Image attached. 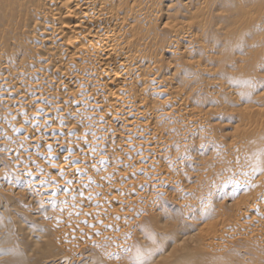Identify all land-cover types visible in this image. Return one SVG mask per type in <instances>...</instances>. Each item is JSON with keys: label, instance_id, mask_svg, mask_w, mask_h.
<instances>
[{"label": "rangeland", "instance_id": "374dc122", "mask_svg": "<svg viewBox=\"0 0 264 264\" xmlns=\"http://www.w3.org/2000/svg\"><path fill=\"white\" fill-rule=\"evenodd\" d=\"M6 1L11 2V4L8 5L7 7L5 6L6 11L3 8L1 10V8H0V16H1L0 20L2 21V23L7 22L8 17H9L8 19H12V20L11 21L9 20V23H8L10 25L9 27H8V24H6V27H4L5 23L2 24L0 22L1 27L3 26L6 29L5 30L2 27V32L5 30V31H7V33L9 32V34H10L8 36V38H5V36L7 37L8 34L5 31L3 33L0 32V34H2V35H0V36H2V38L0 37V43L3 41L2 43H4V44H7V40L12 41L13 39L10 38L12 36H14V38L16 36V39H17V37H21L20 39L23 40V38H26L28 35H31V34H29V30L31 28L27 27V26L30 24V23H28L29 18H30V20L35 18V15H32L33 11H29V12L25 11L23 13L21 12V11L26 10V7H27V4L25 6L24 5L21 6V4L23 3V2H21V0H19L20 1L19 3L16 0H14V2H13V0L12 1L6 0ZM121 1L125 2V3H121ZM131 1L130 0H129V2H128V0H108L107 1V6H109V7H111V5H114V4H115L114 6L118 5L121 7L120 8L121 13L119 12L121 15L120 14H117V16L114 15L115 17L111 15L109 17L110 18L109 25H110V27L112 25H113V27H118L116 25H119V27H121L123 24L122 21L126 20V17H127V20H131L130 15H131L132 11L135 10L136 9L135 7H137L140 4L145 5L147 2L151 1V3L153 5H155L154 8H152V9L150 8L149 10H147V8H146V11H144L145 15L144 14L140 15V17H142V16L143 17H149V19L147 18L148 20L145 21V23L148 22L147 23L148 25L145 24L144 26H142V27H144V30H143V28H140L138 26L139 30L138 29L137 30L140 31V29H141L142 30L141 32L145 31L143 33L145 35L147 34V36L150 34V33H148L149 30H150L149 32H151L152 35L155 33L153 35V38L155 39L154 40L155 45H156V43H159L158 40H160V42L161 41L165 42V40H163V39H166V43H167L166 46L167 47H165L163 45L165 43L161 42V43H159L160 45L157 44V46L159 45L158 48H157V46L153 45V43H152V45L154 47L151 44H149V45H151V46H149V48H145V47L144 48H145V52L150 53L149 49L151 47H153V49L151 48L150 50L154 52L153 54H155V53L157 54V55L155 54L156 56L152 54L154 56V58L156 57V61L154 59V62H155L154 66L158 65L157 66L158 68L162 67V69L165 70V71L160 70V71H163L162 73L160 72L161 74H163L165 72L163 74L165 78L168 77V80L170 79L169 77L172 78L169 80V81H171L169 87L172 86L170 88H172L173 91L170 89L171 94H168L165 96L168 98L167 99V98L162 97V96H160V98H159V96L157 94H155L153 89H152V91L150 90L151 91L150 96H152L151 97L152 100L154 98H155L154 100H156L157 97L162 101L165 99L169 100L170 103H173V101L177 102L176 100H178L180 102H183L184 100L186 102L188 100V102H186V106L184 104L185 102L182 103V104H184L185 108H187V109H185V112L190 111L188 114L186 112V116H189V117H193L194 115L197 117L199 116L198 118L201 117L202 121H204V122L198 130H193L191 132H186L188 130L187 128H188L189 123L188 122L186 123L185 120L181 119L182 115L180 116V118L179 117H171L172 119H170V121H168V122H165L166 124L165 123H159L158 124L159 121L157 122L156 119H154V115L152 114L154 111V106H153L154 101L150 100L151 102L149 103L148 108L146 107L148 111L146 110L145 115H146V118L149 117V115L151 116V114L153 117L152 116L149 117L151 119V121L149 118L147 119L150 122H148L146 120V118H143L141 120V122L147 123V124L149 123V125H151V127L154 126L152 130H156L157 127L159 129L161 128L163 130L167 129L172 133L171 136H173V137L176 136V138L174 137L175 139L172 137L176 141L175 142L176 144L167 153L170 155V157L169 158L166 157L167 154L163 153V152L161 154L160 153L157 154V156H156V159L159 160L161 162V164L163 165V167L161 166L162 169H164V167H165V169L167 168L168 173H169L168 176L166 177V179L163 180V184H162V182H160L159 180H155V178H154V181L151 179V177L153 178L152 170H151L152 168L150 169V166L148 165V163L146 164V162L145 163L142 162V164H140L141 162H138L139 165L138 164L136 165V163H137L136 162L133 166L131 165L133 168L130 166V168L128 169L126 166L127 163H124V165L126 166L125 167L124 165L119 164L116 161L115 156L117 154L121 153V151L123 153V156H122L123 159L127 158V161H129V162L133 161V160H131L132 158L130 156V152L133 153L132 151H134V153H135L137 151V149L135 150V146H132V148H129V149H133V150H128V152H126V150L124 148H122V149L120 148V147H122L121 144L125 142L124 141L125 138H123V137H126V135H127V131L125 130L126 126L123 127V125L120 124L119 122L117 125V121L114 118H112V115H107L106 117H104L105 119H107V122L105 124V128L106 127L112 128V126H113V129H115L118 126L119 127L117 128L118 130L116 129V133L114 132L115 133L114 138L109 141V146H108L109 148L107 147V149H103L100 152L89 151L90 154L92 153L94 155H92V154L90 155L89 153H88L89 154L88 155L86 153L88 151L80 150L81 153L78 152L79 150L76 151L77 146H81L82 143H83L82 146L85 145L84 142L87 145H89L88 141L91 140V136L92 137H94V136H93V133H91V132H89V130L87 131V129H85L86 127H84L85 125H84L83 121L78 122V120H75V116L73 113L74 107L71 104V99H73L74 96L73 95L69 96V98L67 99L68 101L70 100L69 102L68 101L65 103L63 102V99H65V96H64L65 92H66V94H68L67 91L68 90L70 91L71 88L68 89L67 86H66V88H63L64 86L61 84L59 85L58 83H55V84L53 83V85H51L52 87L51 86L49 87L51 89L48 88L49 93L52 96L58 95L61 97V98H59V100L61 102H58L59 105L57 104V107L53 110H56V111H58V113H61L63 106L68 105L67 107L68 108L70 107L68 109V111H66V119H64L65 121L64 120L62 121L59 119V117L57 116L58 113H57V115L55 113L56 111H53L52 113H50V114H52V116L51 115H49V116L45 115L44 111L46 109H48L50 106H52L49 99L45 100L46 103H45V101H43V102L38 101L40 107H36L35 105L38 103L35 100H32V96H28L25 104H22V107L24 109L23 113L19 112L21 114V116H19L20 114L17 113V115L15 114L12 116H1L0 117V130H3V129L5 130L7 127L13 129V127L15 125H18L17 121L20 122L19 124L24 123L26 125L31 126V124H30V123H32V122H30L31 118L34 117L36 119L32 123V127H34V128H31L29 126L30 131L29 132H21L22 136L20 135L21 137L26 136V139H28V141L31 140L30 141L31 144L27 141L30 145L25 144L26 145L25 146V145H23L24 143L23 144L17 143L16 146H17L18 154L16 152L15 153L16 155L12 159H7V157H8L7 154L6 155L3 154L5 151H2L4 149L0 150V174L2 175V176L0 175V185H1L0 186V211L2 212V210H3L2 213L0 212V214H1L0 215V258L3 257V260L0 261V264H3V263H5V264H45V262L48 260H51L49 262H51L53 264H64V263L65 264H149L153 258L155 259L158 256H162V257L164 256L165 257L166 255L168 256V254L170 256L171 255L170 253H172V251H174L171 249H174V247L177 244H179V241L183 237H185V236L187 237V235H189V233H190L189 231L193 232L192 234H197V235L199 234L200 238L198 241L201 242L204 239V237H206L208 235L207 234L206 236H203V235H205V234H203L201 236L202 231H207V229L202 228V225H205L208 223H210V224L215 223L213 225L214 229L212 228L210 232H214L215 229L217 230V232H222V231L227 230V232L226 231L225 232L228 234L225 233L224 239L225 238L229 239V230L230 229H232V231L234 230V227H232L233 224L235 225V228L238 227V224L243 223L242 221H244V220L246 221V219L247 220L250 219L251 213H254V212H255V216H254V214H252V216H254V217H257V216L260 217L261 215L264 216V206L262 204V203H264V197H260L257 200V202L259 201V203H257L258 206H253L250 209V211L248 210V212H249L248 214H250V216L249 215L247 216L248 218L242 217L241 212L244 211V208L238 207V203L235 202V201L239 202L246 197L252 196V194H251L252 191H254L253 194L256 195L255 191L258 193L259 188L257 191V188L255 189L254 186L255 187L260 186L259 183L257 185H255L256 183L254 184L253 190H252L253 184L248 185L249 187L247 186V187H242L239 189L238 188L234 189V188L230 187V185H227L228 186L227 190H225V193H223V195H221L220 197H217L215 195V191L218 188L221 189V187H222L221 185L224 184L225 181H227V180L229 181L231 179H233V180L237 179L235 176L236 171H234V173L232 171L235 169V165L238 166V163H239V165L241 164L238 167H242V165L244 167L247 164V166H245V168H249V167L251 168V166L254 168L255 164H256L257 168L254 171L257 172V171H259L258 169H260V168L262 170V171L260 170V172L258 174L262 173L264 170V168H263V166H264V134H263V131L264 130L262 129V128H264V107H263L264 106V100H262V98L264 99V91L262 90V89H264V69H263V67H264L263 66L264 65V62H263L264 61L263 60V58H264V21H263L264 17H262V16H264V0H248L244 3L245 5L242 4L243 6L241 8H239V0H211L212 2L210 0H147L146 2H145V0H143V1L140 0L139 2L136 0L135 1L131 0ZM141 1H142V3H141ZM175 1H177V2H175ZM1 2H3V0H0V4H1ZM108 2H109V4H108ZM137 2L140 4H138ZM157 2H159V3L157 4ZM172 2H173V5L171 4ZM120 3H121V5H119ZM127 3H130L132 8H131L130 4H128V6H127L126 5ZM164 3H166V5ZM160 4H162V6ZM156 5H158V6H156ZM159 5L161 8L159 7ZM167 5L168 6L170 5V7L168 8ZM17 6H18V8H17ZM157 7H158V9L160 8L162 10H158ZM19 8L21 10H18ZM130 8H131V10H130ZM164 8H166V9H164ZM10 10L12 11V14H11L12 16L10 15V13H11ZM150 10H152V11H150ZM18 12H20V13L18 14ZM126 12H127V15H126ZM147 12H148V14H146ZM3 13L5 16L4 18H2ZM27 14H29V15L27 16ZM30 14L32 15V17H30L31 16ZM152 14L154 15V17L157 16L156 18L158 20H156V18L153 20L151 18V17H153ZM118 15H119V17H118ZM122 15L125 18H122ZM146 15H148V16H146ZM37 16H38V14H36V17ZM259 16L261 17V19ZM159 17H160V19H159ZM5 18H6V20H5ZM112 18L113 19L116 18L115 21ZM118 18H119L120 22L118 21ZM120 18H122L123 20L121 21ZM68 20L73 21V18H71V19L69 18ZM74 20H75V18H74ZM168 20H169V22L172 20L173 24H172V21H171V23H168L167 22ZM247 20H248V22H247ZM253 20H254V22H252ZM149 21H150V23L151 22L152 23L150 24ZM239 21H241V22H239ZM249 21L251 23H249ZM111 22H112V24H110ZM164 22H165V24H164ZM119 23H121V25ZM153 23H154V26H150ZM185 23H187V24H185ZM238 23H239V25L242 24L243 28L244 27H246V28L241 29L240 27H242V25L239 26ZM22 24L25 26H22ZM155 24H156V26H155ZM191 24H192L193 28L189 27V26H191ZM247 24H249V25H247ZM168 25H170V26H168ZM177 25H180V27H181L180 29H184V31H186V32H184L183 30H179V27ZM149 26L151 28H153L154 31L155 30L156 31L152 33V29ZM173 26H176L177 28L176 27L173 28ZM184 26L185 27L187 26V27L185 28ZM1 27H0V29H1ZM145 27H147V28H145ZM237 27H239L240 30ZM7 28L9 30H7ZM188 28H191V29H188ZM175 29L177 31H174ZM232 29L234 30V32H232L233 31ZM137 30H135V31H137ZM172 30H173V33H172ZM178 30H179V33H178ZM244 30L247 31V33ZM135 31H133L132 34ZM189 31L192 33H188ZM141 32H139V34L144 35ZM175 32H177V33H175ZM171 33H172V35L173 34L174 35L173 36L170 35ZM3 35H4V39H3ZM42 35H43V33L36 34L35 37L38 39L39 37H42ZM156 35H157V37H155ZM169 35H170V37L172 36L171 39H169V40H171V42L168 41ZM233 35H235V37ZM179 36H180V38H179ZM186 36H188V37H186ZM243 36L246 38L242 39V38H244ZM247 38L250 39V43H249V39L247 42V40H246ZM172 39H175V40L177 39V41L172 42ZM186 40H188V41H186ZM251 40H252V43H251ZM11 41L9 43H11ZM26 41H28V40H26ZM241 41H243V43ZM244 42L247 45H244L245 44ZM21 43H22L21 45L24 44L23 41H21ZM171 43H172V45H171ZM168 44H170V45H168ZM190 44H191V46H190ZM14 45H16V44H14V43L10 44V46L13 50H17L16 48H18V44L16 46H14ZM21 45H19V46L21 47ZM161 45H162V47H165V49L162 48ZM172 46L175 48H172ZM168 47H169V49H171V50L173 49L174 51H176L175 53H177V51H179L178 55L175 54L176 57H173L174 55L171 56V54H168L167 51L165 52V50ZM24 49H26L25 44L20 49V56L22 55L21 53H23V55L27 53L26 50H24ZM146 49H148V50H146ZM157 49H159L160 53L158 52ZM163 49H164V52L162 51ZM177 49H179V50H177ZM23 50H24V52H23ZM161 52H163V53L161 54ZM150 55H151V53H150ZM179 55H181V58ZM255 55H256V57H255ZM20 56H18V58H17V56H15V62L16 63H17V61L19 62V60L21 58ZM16 59H18V60H16ZM160 60H161L160 64L162 65L161 67H160V64L158 63V62H160ZM193 61H195V62H193ZM156 62H157V64H156ZM190 62H191V64H190ZM195 63H197V65L194 67L193 65H195ZM170 64L172 67L169 66ZM254 69H255V71H254ZM67 70H68V68H67ZM72 71H73V68H72ZM168 72H170V73H168ZM247 74H249L250 76ZM58 75H59V72H58ZM171 75H173V76H171ZM173 78H175V79H173ZM28 81H30V83H31L34 80H31V77H30V79ZM213 81H214L215 85H213V83H212ZM258 81H260V82H258ZM218 82L221 84H219ZM217 84L222 85V86H219ZM252 85H254V86H252ZM256 85H257V87H255ZM59 86H61V87H59ZM261 86H262V88H261ZM253 87H254V89L256 88L254 91H253ZM258 93H259V95H257ZM177 95H179V97H177L178 99L175 97ZM211 95H213V96H211ZM0 97H1V95H0ZM62 97H64V98H62ZM106 98H107V96H106ZM31 103H33V104H31ZM62 104H65V105L60 107V105H62ZM179 104H181V103H179ZM47 105H49V106H47ZM226 105H227V107H226ZM184 106H181L180 109L183 108ZM194 106H195V108H194ZM213 106H214V108H212ZM177 107L178 106H175V108H177ZM41 108H43L45 110L43 111ZM192 108L194 110L198 109L199 114H197L198 110H196L195 111L196 114L193 115V113H191ZM206 108L207 109L209 108V109L207 110ZM0 109H3V107H1ZM180 109H179V111H180ZM242 109H244V110H242ZM149 111L150 112L152 111L151 114H147V112H149ZM179 111L177 112V114L179 113ZM5 112H9V110L6 109ZM63 112H65V111L63 110L62 113ZM96 112L101 113L102 110L99 109ZM209 112H210V114H209ZM37 114H39V115H37ZM182 114H183V112H182ZM200 114L202 116H200ZM179 115L180 114H178L177 116H179ZM27 116L29 118L31 116V118L28 120ZM10 117L11 118L13 117L14 119H10ZM189 117H187V118L189 119ZM34 118L32 120H34ZM44 118H46V121ZM246 118H247V120H246ZM188 119H187V121H188ZM21 120L23 121L22 123H21ZM39 123H41V124H39ZM73 123H76V124H73ZM13 124H14V126H12ZM71 124H73V126H74V128L70 129L72 132L70 131V133L67 134V136L64 135V137H62L63 139L65 138L64 140L62 139L63 141H65L64 143L68 144V146L64 144L63 152H60L59 150H57L58 147L55 148V147H53L52 144H51L52 146L50 144H48L51 142V138H52L50 134L55 133L54 131H55L56 126H59V130L57 131V129H56V133L57 132H63V131L65 132V131H67L66 130L67 127H69ZM204 124L206 127L204 126ZM1 125H2V128H1ZM247 125H248V127H246ZM120 126H122V127H120ZM47 128L50 130H48ZM51 128H53L54 130ZM63 128H65V129H63ZM171 129H172V131H171ZM99 130H102V129L99 128ZM260 130H262V132H260ZM81 131H82V134H80ZM84 131H85V133H84ZM111 131L113 132L114 130H111ZM68 135H69V137H68ZM178 135H179V137H177ZM12 137L13 136L9 134V135H7L6 138H9L12 143H16V142L20 141L19 139L18 140L16 139L17 141H13L12 139H14V138H12ZM31 137L34 140H32ZM37 138H38V140H37ZM83 138L84 139L86 138V139L84 140ZM118 138H119V140H118ZM134 138H133L134 142L132 141V145H134V144L136 145L138 143V141H140V139L137 138V142L135 143L136 137H134ZM69 140H70V142H69ZM94 140H95V138H94ZM210 140H212V141H210ZM66 141H67V143H66ZM79 142H81V143H79ZM202 144H203V147H202ZM71 145H72V147H71ZM231 145H232V147H231ZM73 146L75 147V149H73L74 148ZM227 149H228V151H227ZM231 149H234V150H231ZM67 150H69L68 153L72 152L73 155H77V152L80 153L79 154L80 161L78 163H75V161H74L75 164L73 162L71 163V162L67 161L68 164L65 165L66 168H63L64 165L61 166V165L57 164L56 161H58V162L61 161L62 160L61 156L62 155L64 156L67 153ZM123 150L125 151V153L123 152ZM237 150H239V151H237ZM74 151H76V152H74ZM107 151H109V152H107ZM40 152H41V154H40ZM85 153H86V156H85ZM104 153H105V155H103L105 157L104 161H105V159H107L108 161L104 162L102 160L103 161L102 162V161H99V159L97 157H95V155H98V154H100V156H102V154H104ZM115 153H117V154L115 155ZM179 153H182V154H179ZM127 154L129 155L128 157H127ZM177 154H178V156H177ZM181 155H183V156H181ZM90 156H92V157H90ZM106 156H107V158H106ZM55 157H56V159H54ZM174 157L177 159V162L175 159H171ZM8 158H11V157H8ZM128 158L129 159L131 158V159L129 160ZM254 158H256V161ZM44 159L45 160L47 159L48 161L46 160V162H45ZM178 159H179V161H178ZM180 159H182V160H180ZM14 160H15V162H14ZM21 160L23 162H21ZM83 160H85V161H83ZM239 160H242V161H239ZM51 161H53V162H51ZM112 161H113V164H116L114 162H117V164H116L117 167L114 168L115 165L112 164ZM124 161L127 162L126 160H124ZM64 162H63V164L66 163V162L65 163ZM80 162L82 163V166L84 168H87L86 170H87L88 176L85 175L86 174L85 170L82 172H79V173L76 170V167L78 165H80ZM101 162L104 164V167H103V164ZM174 162L176 164H174ZM38 163L39 164L44 163L45 166L40 167ZM52 163L59 166V168L54 167V164H52ZM180 163L181 164L183 163L184 165H181ZM260 163L262 165L259 167L258 164H260ZM84 164H86V165H84ZM106 164H107V166H106ZM173 165H175L176 167ZM136 166H137V168H136L137 170L134 169ZM138 166H139V169H141V167L142 168L144 167V168L139 170ZM20 167L21 168L23 167V168L21 169ZM96 167H98V168H96ZM36 168H41L42 171H41V173H39L38 177L36 176L37 178H39L38 181L34 182V180H32V173H33V170ZM57 168L59 171L57 170ZM146 168L148 170L150 169L149 171H151V172H148V170L145 171ZM173 168H174V170H173ZM6 169H7V171H6ZM66 170H67V172L70 171L71 174L69 172L67 173ZM89 170L90 171L92 170L91 171L92 174ZM173 171H175V172H173ZM9 172H10V174H9ZM164 172H166V171H164ZM253 173H255V172H253ZM42 174H44L45 176ZM124 174L128 175V178H127L128 180L125 179ZM172 174H174V175L172 176ZM92 175H94V176L92 177ZM89 176H91V177L89 178V180H87V177H89ZM77 177H78V179H76ZM98 178H100V179H98ZM149 178H150V180H149ZM180 178L182 181L180 180ZM41 179L43 180V182H41L42 185L40 183ZM84 179H86V180H84ZM177 179H178V181H177L178 183L176 182L177 183V185H176L175 181ZM225 179H227V180H225ZM93 180L95 182H93ZM238 180L241 181V179H238ZM109 181H111V183L114 186L111 185V187H110L109 186L110 184H107V183H110ZM125 181L126 182L128 181V183H126ZM37 182H39V183H37ZM79 182L81 183V185ZM82 182H84V183H82ZM220 182H223V183H220ZM45 183H46V185H45ZM58 183H60V184H58ZM129 183L132 184L133 187H131L132 185H130V186L125 185V184H129ZM53 184H54V186H53ZM103 184H105V186H107V188ZM141 184L143 185V187ZM155 184L157 186H155ZM178 184L180 187H178ZM99 185H101V186H99ZM115 185H117V186H115ZM123 185L126 188H124ZM51 186H53V187L51 188ZM57 187H58V189H57ZM165 187H166V189H165ZM207 187H209V188H207ZM48 188H51V189H48ZM53 188L58 190L57 191L58 195L56 194V192L52 191ZM127 188H129V189H127ZM3 189H5V190H3ZM68 189H69V191H68ZM105 189H107V190H105ZM45 190H47V191H45ZM261 190L262 189H260V191ZM92 191H93V194H91ZM95 191L98 192V194H96L98 196L94 195ZM181 191H182V193H181ZM189 191H191V192H189ZM85 192H86V194H85ZM141 192H145V193L140 196L139 193H141ZM178 193H180V194H178ZM248 194H250V195H248ZM103 196H104V199H103ZM143 196H145V197L143 198ZM94 197H96V198L94 199ZM237 198H239L240 200ZM228 200H229V202H228ZM222 201H223V204H222ZM3 202H4V204H7V205H2ZM100 202L102 204L105 202L103 205L104 206L106 205V206L104 207L102 204H100ZM129 203H131V204H129ZM236 204H237V206H236ZM92 205H93V207H92ZM4 206H5V208H4ZM102 206H103V209H102ZM89 207H91V208H89ZM106 207L109 209H106ZM258 207H260V208H258ZM218 208H220V209H218ZM237 208L238 209L240 208L239 209L240 211ZM257 208L259 210H257ZM224 209H225V211H224ZM12 210H13V212H12ZM257 211H261L263 213H260ZM125 215H127V216L125 217ZM114 216H115V219H114ZM230 216H231V218H230ZM263 216H261V217L263 218ZM102 219L105 220V222ZM99 220H101V221H99ZM107 220L110 222H112V221L113 222L109 224V222H107ZM96 223H98V224H96ZM224 223H227V224L225 227H222V224H224ZM230 224H232V225H230ZM228 225H230L231 228L227 227ZM129 228H130V230H129ZM238 228H241V226H239ZM193 230L194 231L196 230V231L194 232ZM99 231H101V232H99ZM197 231H198V233H197ZM62 235H64V236H62ZM153 235H155L156 237H154ZM226 235H228V238ZM150 236H152L153 238ZM245 238L246 237H240V239L233 240L231 242V244H227L228 247L225 248L227 250V252H226V250H221V249H224V248H221L220 252L217 253L218 255L217 254L216 255L221 257V258L219 257V259L228 258V259H222V261L224 263H226V262L230 263L231 262L230 260H233L234 262H237L240 264H264V251L260 250L257 246H255V241L253 239L251 240V238H249V237L246 239ZM208 239L206 240V243H207ZM250 240L254 241V242H251ZM246 241H248V242H246ZM200 242H198V244H196V243L195 244L194 243L193 244H189V243L183 244L184 243L183 242V243H181V245L179 244V246H177V247L180 248V247H182V245H187V247L190 246V249L191 248L193 249V250L192 249L191 250L194 251V253L203 252V254H204V252L206 250L203 251L202 248L205 247L207 244L204 245L202 242L201 243ZM144 243L147 244L148 246L151 245L154 247V245H156L157 247L155 246V248H153L150 246V248H148V246L145 245ZM224 244H225V242H224ZM191 245H192V247H191ZM139 247H140L139 250L144 253V257H146L147 255L149 256V257L148 256L146 257L147 261H146V258L145 259L143 258V260H145L143 263L141 261H138V257L136 255L138 252H140L137 250ZM151 248H153V249H151ZM158 248H159V250H158ZM142 249H144V251L147 249V251L144 252ZM148 249H150V250H148ZM155 249H157L158 251L157 250L154 251ZM196 250H198V251H196ZM247 250H248V252H247ZM152 251L157 252V253L152 254ZM146 253H147V255H146ZM159 253H160V255H159ZM200 255H202V254H200ZM207 257L204 256V258H207ZM253 261H255V262H253ZM67 262H69V263H67ZM151 263L156 264V261H152Z\"/></svg>", "mask_w": 264, "mask_h": 264}, {"label": "bare ground", "instance_id": "6f19581e", "mask_svg": "<svg viewBox=\"0 0 264 264\" xmlns=\"http://www.w3.org/2000/svg\"><path fill=\"white\" fill-rule=\"evenodd\" d=\"M12 1V0H11ZM18 1V3L20 2L19 0H16ZM108 1V0H107ZM107 1L106 0H21V2H23L21 4V6H25L27 4V7H26V10L24 11H21L22 13L23 12H29V11H33V14L32 15H35V18H33L32 20H30L29 18V22L30 23L27 27H30L28 30H29V34L31 35H28L26 38H23L20 39L21 37H17L16 39V36L14 38V36L10 37L12 38L13 40L11 41V43H9L10 41H8L7 39V44H4V43H0V108L3 107V109H0V117L1 116H12V115H17V113L19 112H22L23 113V107H22V104H25L26 102V99L28 96H32V100H35L37 103L38 101H45V100H48L50 101L51 105L48 109H43L41 108L45 115L49 116L52 114L53 111H56V110H53L57 107V104L59 105L58 102H61L59 100V98H61L60 96H52L50 93H49V88L51 85H53V83H58L59 85H63L64 87L63 88H66V86L68 87V89H70V91L68 90L66 94H64L65 96V99H63V102H67L69 96H74L73 99H71V104L72 106L74 107V116H75V120H78V122H82L84 123V127H86L85 129H87V131L89 130V132L93 133V136H91V140L88 141L89 142V145H87L84 141V144L82 146H77V150L78 152H80V150H83V151H88L86 152L87 154L89 153V151H97V152H100L102 151L103 149H107V147L109 146V141L111 139L114 138L115 136V133H116V129H113V126L112 128H108L106 127L105 128V124L107 122V119H105L104 117H106L107 115H112V118H114L116 121H117V125H118V122L120 124L124 126H126V131H127V135L126 137H123L125 138V142L121 144L122 147H120L121 149L124 148L126 150V152H128V150H133V149H129V148H132V146H135V150L137 149V151L134 153V151H132L133 153L130 152V156H131V162L127 161V158L123 159V153L121 151V153L117 154L115 153V159L116 161L119 163V164H122L124 165V163H127L126 166L127 168L129 169L130 166L134 165L136 162V165L138 164V162H141L140 164H142V162H146V164L148 163V165L150 166V169L152 170V176L153 178L151 177V179L154 181V178L155 180H159L160 182H162L163 184V180L166 179V177L168 176V170L167 168L165 169H162L163 165L161 164V162L159 160L156 159V156L157 154H161L162 152L163 153H168L169 150L174 147V145L176 144L175 142V138L176 136H171L172 133L167 130V129H158L156 128V130H152L153 127H151V125H149V123H143L141 122V120L143 118H146V110L149 106V103L151 102L150 100H152V96H150L151 94V91L153 89L154 93L157 94L160 98V96L162 97H165L166 95L168 94H171V90L172 86L169 87L171 81H169L170 79H172L171 77H169L170 79L168 80V77H164V73L161 74L163 71H160V70H164L162 69V65L160 64L161 63V60L160 62H158L160 64V67L161 68H158L157 66H154V59L156 61V57L154 58L153 54L154 52L151 51L150 49L152 48L153 49V45L154 44V38H153V35L155 34H151V32L148 31V33H150L148 36L147 34L145 35L143 32H141L142 30L140 29V31H138V26L140 28H143L144 30V26L145 24V21L149 19V17H140V15H143L144 14V11H146V8L147 10H149L150 8H154L155 5H153L151 3V1L147 2L145 5L143 4H140L138 3L140 0H136L138 1L137 3L140 4L138 5L137 7H135L136 9L132 11L131 13V20H127V17H126V20H123L122 18H125L123 15H122V18L121 21H122V26L119 27V25H116L118 27H113V25L110 27L109 25V21H110V16H114L117 14H120L121 13V10H120V6H114V5H111V7L107 6ZM131 1V0H130ZM135 1V0H134ZM143 1V0H142ZM141 1V3H142ZM147 0H145L146 2ZM211 1V0H210ZM246 1L248 0H239V8H241ZM14 2V0H13ZM129 2V0H128ZM132 2V1H131ZM177 2V1H175ZM205 2V1H204ZM212 2V1H211ZM5 3V4H4ZM121 3H125V2H122ZM121 3L119 5H121ZM136 3V2H135ZM134 3V4H135ZM154 3V2H153ZM159 2H157L158 4ZM202 3V2H201ZM215 3V2H214ZM11 2L9 1H6V0H3V2H1L0 4V8L2 10V8L5 10V6L7 7L8 5H10ZM55 4V5H54ZM109 4V2H108ZM128 4L130 3H127L126 5L128 6ZM166 5V3H164ZM173 5V2L171 3ZM18 5V4H17ZM143 5V6H142ZM162 6V4H160ZM159 5V7H160ZM206 5V4H205ZM241 5V6H240ZM245 5V4H244ZM131 6V4H130ZM129 6V7H130ZM158 6V5H156ZM164 6V5H163ZM168 6V5H167ZM166 6V7H167ZM170 7V5L168 6V8ZM18 8V6H17ZM132 8V6H131ZM130 8V10H131ZM161 8V7H160ZM157 9L158 10H162V9ZM134 9V8H133ZM166 9V8H164ZM18 10H21L20 8ZM17 10V11H18ZM156 10V9H155ZM208 10V9H207ZM237 10V9H236ZM6 11V10H5ZM11 11V10H10ZM152 11V10H150ZM120 12V13H119ZM170 12V11H169ZM20 12H18L19 14ZM150 13V12H149ZM156 13V12H155ZM179 13V12H178ZM12 14V11L10 13V15ZM30 14V15H31ZM36 14H38V16L36 17ZM148 14V12L146 13ZM151 14V13H150ZM158 14V13H157ZM163 14V13H162ZM4 18V13L2 14ZM29 14H27L28 16ZM32 15L30 17H32ZM121 15V14H120ZM126 15H127V12H126ZM145 15V14H144ZM153 15V14H152ZM160 15V14H159ZM158 15V16H159ZM195 15V14H194ZM193 15V16H194ZM7 16V15H6ZM12 16V15H11ZM139 16V17H138ZM148 16V15H146ZM150 16V15H149ZM163 16V15H162ZM161 16V17H162ZM1 17V16H0ZM115 17V16H114ZM113 17V18H114ZM119 17V15H118ZM138 17V18H137ZM154 17V15H153ZM151 17L153 20L157 17ZM166 17V16H165ZM257 17V16H256ZM260 17V16H259ZM264 17V16H262ZM9 18V17H8ZM7 18V22H3L0 20V22L2 24L5 23V26L6 27V24L9 23V20L11 21L12 19H8ZM12 18V17H11ZM14 18V17H13ZM71 19L73 18V21L71 20H68V19ZM75 18V20H74ZM112 18V19H113ZM148 18V19H147ZM150 18V19H151ZM1 19V18H0ZM111 19V20H112ZM116 19V18H115ZM115 19H113L115 21ZM160 19V17H159ZM172 19V18H171ZM261 19V17H260ZM259 19V20H260ZM6 20V18H5ZM14 20V19H13ZM26 20V19H25ZM152 20V21H153ZM156 20H158L156 18ZM184 20V19H183ZM187 20V19H186ZM252 20V19H251ZM117 21V20H116ZM118 21L120 22L119 18H118ZM151 21V20H150ZM149 21V23H150ZM164 21V20H163ZM172 21V20H171ZM171 21L169 22V20L167 21L168 23H171ZM185 21V20H184ZM191 21V20H190ZM246 21V20H245ZM258 21V20H257ZM261 21V20H260ZM264 21V20H263ZM15 22V21H14ZM154 22V21H153ZM238 22V21H237ZM241 22V21H239ZM248 22V20H247ZM254 22V20L252 21ZM118 23V22H117ZM116 23V24H117ZM152 23V22H151ZM150 23V24H151ZM155 23V22H154ZM154 23L150 26H154ZM175 23V22H174ZM245 23V22H244ZM249 23H251L249 21ZM261 23V22H260ZM11 24V23H10ZM27 24V23H26ZM112 24V22L110 23ZM121 25V23H119ZM165 24V22H164ZM163 24V25H164ZM172 24H173V21H172ZM177 24V23H176ZM175 24V25H176ZM180 24V23H179ZM187 24V23H185ZM190 24V23H189ZM148 25V24H147ZM239 25V23H238ZM237 25V26H238ZM242 25V24H240ZM239 25V26H240ZM249 25V24H247ZM246 25V26H247ZM10 25L8 24V27ZM22 26H25L22 24ZM115 26V25H114ZM149 26V27H150ZM156 26V24H155ZM170 26V25H168ZM172 26V25H171ZM179 27V30H183L184 29H180V25H177ZM189 26V25H188ZM236 26V25H235ZM1 27V25H0ZM3 27V26H2ZM2 27L0 29V32H2ZM3 27V28H4ZM176 27V26H173V28ZM185 27V26H184ZM187 27V26H186ZM185 27V28H186ZM189 27H192V24L191 26ZM26 28V27H25ZM147 28V27H145ZM151 28V27H150ZM156 28V27H155ZM159 28V27H158ZM169 28V27H168ZM171 28V27H170ZM172 28V29H173ZM177 28V27H176ZM193 28V27H192ZM239 29V27H237ZM241 29H244L246 27L243 28V25L242 27H240ZM250 28V27H249ZM5 29V28H4ZM3 29V30H4ZM23 29V28H22ZM138 29V30H137ZM149 29V28H148ZM147 29V30H148ZM152 29V33L155 32ZM188 29H191V28H188ZM256 29V28H255ZM6 30V29H5ZM4 30V31H5ZM7 30H9L7 28ZM27 30V31H28ZM137 30V31H135ZM163 30V29H162ZM179 30H178V33H179ZM233 30V29H232ZM240 30V29H239ZM247 30V29H246ZM252 30V29H251ZM257 30V29H256ZM3 31V32H4ZM135 31L133 34L132 32ZM171 31V30H170ZM174 31H177L176 29ZM245 31V30H244ZM243 31V32H244ZM2 32V33H3ZM7 33V31H5ZM31 32V33H30ZM139 32L143 33L144 35H140ZM186 32V31H184ZM230 32V31H229ZM234 32V30L232 31ZM247 33V31H245ZM40 33H43L42 37H39L38 39L35 37L36 34H40ZM159 33V32H158ZM157 33V34H158ZM172 33H173V30H172ZM172 33L170 35H172ZM177 33V32H175ZM182 33V32H181ZM188 33H192V32H188ZM8 34V35H7ZM7 37L5 36V38H8V36L10 35L9 32L7 33ZM235 34V33H234ZM257 34V33H256ZM2 35V34H0ZM168 37V41L171 42V37L174 35H172L171 37ZM178 35V34H177ZM176 35V36H177ZM194 35V34H193ZM198 36V35H197ZM235 37V35H233ZM242 36V35H241ZM240 36V37H241ZM245 36V35H244ZM243 36V37H244ZM2 38V36H0ZM157 37V35L155 36ZM163 37V36H162ZM178 37V36H177ZM176 37V38H177ZM188 37V36H186ZM193 37V36H192ZM191 37V38H192ZM9 38V39H10ZM175 38V37H174ZM180 38V36H179ZM184 38V37H183ZM246 37L242 38V39H245ZM3 39H4V35H3ZM28 41H26V40ZM159 39V38H158ZM178 39V38H177ZM177 39H172V42H175L177 41ZM182 39V38H181ZM248 39L247 38V42H248ZM36 40V41H35ZM157 40V39H156ZM165 40L164 41H161L165 44H163L165 47L166 46V39H163ZM174 40V41H173ZM185 40V39H184ZM193 40V39H192ZM241 40V39H240ZM239 40V41H240ZM21 41H23V43L25 44V48L24 50H26V54L23 55V53H21L22 55L20 56V49L21 47L24 45H21ZM188 41V40H186ZM157 42V41H156ZM155 42V43H156ZM159 43L160 40H158ZM169 42V43H170ZM243 43V41H241ZM246 42V41H245ZM244 42V43H245ZM246 42V43H247ZM18 44V48H16L17 50H13L10 46V44ZM153 43V45H152ZM159 43H156L155 46H157V44ZM244 44V45H247V44ZM249 43H250V39H249ZM251 43H252V40H251ZM151 44L153 47H151L149 49L151 55L149 52H145V48H149V45ZM180 44V43H179ZM178 44V45H179ZM14 45V46H16ZM21 45V47L19 46ZM160 45V44H159ZM158 45V46H159ZM170 45V44H168ZM172 45V43H171ZM175 45V44H174ZM10 46V47H9ZM157 46V48H158ZM191 46V44H190ZM20 47V48H19ZM145 47V48H144ZM162 47V45H161ZM165 47H162L165 49ZM14 48V47H13ZM156 48V47H155ZM171 48V47H170ZM172 48H175L172 46ZM179 48V47H178ZM189 48V47H188ZM164 49L162 50L164 52ZM168 49V50H167ZM165 50V52L167 51L168 54H171L174 55L173 57H176L175 54L178 55V52L175 53L176 51H174L173 49H169V47ZM23 50V52H24ZM148 50V49H146ZM158 52H159V49H157ZM161 50V49H160ZM179 50V49H177ZM30 52V53H29ZM161 52V54L163 53ZM29 53V54H28ZM147 53V54H146ZM160 53V52H159ZM181 53V52H180ZM179 53V54H180ZM183 53V52H182ZM153 54V55H152ZM157 55V54H156ZM155 55V56H156ZM15 56H20V60L19 62L17 61V63L15 62ZM153 56V57H152ZM180 58H181V55H179ZM260 56V55H259ZM263 56V55H262ZM211 57V56H210ZM256 57V55H255ZM11 58V59H10ZM213 59V58H212ZM5 60V61H4ZM18 60V59H16ZM264 60V58H263ZM262 60V61H263ZM4 61V62H3ZM158 61V60H157ZM163 61V60H162ZM190 61V60H189ZM259 61V60H258ZM14 62V63H13ZM195 62V61H193ZM197 62V61H196ZM200 62V61H199ZM254 62V61H253ZM252 62V63H253ZM264 62V61H263ZM157 64V62H156ZM191 64V62H190ZM199 64V63H198ZM263 64V63H262ZM197 65V63H195V65H193L194 67ZM255 65V64H254ZM171 66V64L169 65ZM257 66V65H256ZM261 66V65H260ZM264 66V65H263ZM172 67V66H171ZM170 67V68H171ZM202 67V66H201ZM68 68V70H67ZM72 68H73V71H72ZM197 68V67H196ZM242 68V67H241ZM253 68V67H252ZM260 68V67H259ZM166 69V68H165ZM264 69V67H263ZM175 70V69H174ZM200 70V69H199ZM257 70V69H256ZM165 71V70H164ZM209 71V70H208ZM241 71V70H240ZM243 71V70H242ZM253 71V70H252ZM255 71V69H254ZM253 71V72H254ZM58 72H59V75H58ZM161 72V73H160ZM170 73V72H168ZM175 73V72H174ZM261 73V72H260ZM250 74V73H249ZM247 74V75H249ZM253 74V73H252ZM167 75V74H166ZM165 75V76H166ZM254 75V74H253ZM168 76V75H167ZM173 76V75H171ZM250 76V75H249ZM31 77V80H34L33 82L30 83V81H28ZM175 77V76H174ZM259 77V76H258ZM176 78V77H175ZM173 78V79H175ZM263 78V77H262ZM257 79V78H256ZM259 80V79H258ZM174 81V80H173ZM191 82V81H190ZM220 82V81H219ZM218 82V83H219ZM260 82V81H258ZM213 85L214 84V81L212 82ZM176 84V83H175ZM221 84V83H219ZM217 84V85H219ZM224 85V84H223ZM261 85V84H260ZM70 86V87H69ZM175 86V85H174ZM219 86H222V85H219ZM254 86V85H252ZM52 87V86H51ZM61 87V86H59ZM257 87V85L255 86ZM49 88V89H48ZM202 88V87H201ZM221 88V87H220ZM262 88V86H261ZM56 89V88H55ZM62 89V88H61ZM171 89V90H170ZM178 89V88H177ZM181 89V88H180ZM256 89V88H255ZM254 87H253V91L255 90ZM259 89V88H258ZM151 90V91H150ZM202 90V89H201ZM264 91V89H262ZM52 91V90H51ZM173 91V90H172ZM200 91V90H199ZM175 92V91H174ZM173 93V92H172ZM254 93V92H253ZM107 94V95H106ZM60 95V94H59ZM174 95V94H173ZM172 95V96H173ZM176 95V94H175ZM185 95V94H184ZM259 95V93L257 94ZM51 96V97H50ZM107 96V98H106ZM213 96V95H211ZM232 96V95H231ZM50 97V98H49ZM170 97V96H169ZM176 98L179 97V95L175 96ZM183 97V96H182ZM64 98V97H62ZM158 97L156 100H152L154 101L153 103V106H154V111H153V115H154V119H156V121L159 123H165V122H168L170 121V119H172L171 117H179L182 115L181 119L182 120H185V122L189 123L188 124V130L186 132H191L193 130H198L204 121H202L201 117L198 118L197 116H195L194 114H196V110L198 109H193L192 108V111L191 113H193V117H189V116H186V112L187 114L190 112L186 111L185 112V106H186V102H188V100L185 102V100L183 102H185V106L184 104H182L183 102H180L178 100H176L177 102H174L172 99L171 100L173 101V103H170L169 100H160ZM167 98V97H165ZM184 98V97H183ZM29 99V98H28ZM168 99V98H167ZM178 99V98H177ZM180 99V98H179ZM183 100V99H182ZM262 100H264L262 98ZM70 101V100H69ZM68 101V102H69ZM162 101V102H161ZM29 102V101H28ZM27 102V103H28ZM34 103V102H33ZM31 103V104H33ZM46 103V101H45ZM181 103V104H179ZM43 104V103H42ZM65 104H62L60 105L63 106ZM250 105V104H249ZM36 107H40L39 103L35 105ZM49 106V105H47ZM66 106V105H65ZM63 106V109L62 111L64 110L65 112L62 113H58V111H56V115L58 113V117L60 120H64L66 119V111H68V108L67 106L65 107ZM175 106H178L177 108H175ZM181 106H184L183 108L180 109ZM193 106V105H192ZM260 106V105H259ZM59 107V108H60ZM147 107V108H146ZM223 107V106H222ZM227 107V105H226ZM240 107V106H239ZM264 107V106H263ZM45 108V107H44ZM47 108V107H46ZM151 108V107H150ZM195 108V106H194ZM197 108V107H196ZM214 108V106L212 107ZM238 108V107H237ZM236 108V109H237ZM5 109V110H4ZM7 110H9V112H5ZM26 109V108H25ZM33 109V108H32ZM101 109L102 112H96L97 110ZM180 109V111H179ZM207 109V108H206ZM209 109V108H208ZM207 109V110H208ZM246 109V108H245ZM88 110V111H87ZM153 110V109H152ZM194 110V111H193ZM222 110V109H221ZM244 110V109H242ZM148 111V110H147ZM179 111L178 114H180L179 116H177V112ZM25 112V111H24ZM152 112V111H151ZM151 112H147V114H151ZM183 112V114H182ZM208 112V111H207ZM37 113V112H36ZM39 113V112H38ZM42 113V112H41ZM190 113V114H191ZM20 114V113H19ZM151 114V116H152ZM197 114H199V110L197 111ZM210 114V112H209ZM32 115V114H31ZM39 115V114H37ZM44 115V114H43ZM207 115V114H206ZM21 116V114L19 115ZM29 116V115H28ZM27 116V117H28ZM33 116V115H32ZM35 116V115H34ZM68 116V115H67ZM145 116V117H144ZM148 116V115H147ZM149 115V117H151ZM200 116H202L200 114ZM147 117L146 120L149 118ZM153 117V116H152ZM189 117V119L187 118ZM25 118V117H24ZM31 118V116H30ZM29 117L27 118L28 120L30 119ZM34 117L31 118V121L30 122H34L36 119L34 118V120H32ZM38 118V117H37ZM56 118V117H55ZM203 118V117H202ZM10 119H14L13 117ZM16 119V118H15ZM45 121H46V118H44ZM50 119V118H49ZM54 119V118H53ZM58 119V120H59ZM150 119V118H149ZM188 119V121H187ZM8 120V119H7ZM247 120V118H246ZM25 121V120H24ZM27 121V120H26ZM41 121V120H40ZM61 121V122H62ZM65 121V120H64ZM70 121V120H69ZM68 121V122H69ZM144 121V120H143ZM148 122L150 121L147 120ZM146 121V122H147ZM154 121V120H153ZM152 121V122H153ZM176 121V120H175ZM6 122V121H5ZM23 121L21 120V123ZM29 122V121H28ZM37 122V121H36ZM71 122V121H70ZM4 123V122H3ZM16 123V122H15ZM18 125H15L14 124L12 126V128H9L7 127L5 130H0V150L2 151H5L3 154H7L8 157H11V158H8L7 159H12L16 154L17 152V143H20V144H23V145H28L29 143L31 144V140L28 141V139H26V136L24 137H21L22 133L21 132H29L30 131V127L31 128H34L32 127V123L31 126L30 125H26L24 123L22 124H19L20 122H18ZM27 123V122H26ZM38 123V122H37ZM43 123V122H42ZM48 123V122H47ZM63 123V122H62ZM156 123V122H155ZM36 124V123H35ZM41 124V123H39ZM45 124V123H44ZM52 124V123H51ZM73 124H76V123H73ZM73 124H71L69 127H67V131H62L63 132H57L56 133V129L57 131L59 130V126H56L55 128V133H52L50 134L51 135V142L48 143V144H52L53 147L57 148V150H59L60 152H63V146H64V142L63 141L64 139L62 137H64V135L67 136V134L70 133V129L74 128ZM166 124V123H165ZM210 124V123H209ZM3 125V124H2ZM2 125H1V128H2ZM187 125V124H186ZM262 125V124H261ZM5 126V125H4ZM3 126V127H4ZM30 126V127H29ZM34 126V125H33ZM205 126V124H204ZM79 127V126H78ZM122 127V126H120ZM206 127V126H205ZM243 127V126H242ZM248 127V125L246 126ZM5 128V127H4ZM66 128V127H65ZM63 128V129H65ZM99 128H101L102 130H99ZM256 128V127H255ZM38 129V128H37ZM48 129V128H47ZM53 129V128H51ZM83 129V128H82ZM264 130V128H262ZM34 130V129H33ZM50 130V129H48ZM54 130V129H53ZM60 130V131H61ZM81 130V129H80ZM111 130H114L113 132ZM118 130V129H117ZM121 130V129H120ZM236 130V129H235ZM249 130V129H248ZM83 131V130H82ZM82 131L80 134H82ZM86 131V130H85ZM84 131V133H85ZM172 131V129H171ZM247 131V130H246ZM19 132V133H18ZM72 132V131H71ZM80 132V131H79ZM115 132V133H114ZM185 132V133H186ZM245 132V131H244ZM260 132H262V130H260ZM47 133V132H46ZM140 133V134H139ZM255 133V132H254ZM6 134V135H5ZM12 135L14 139H12L13 141H17L18 139L20 141L16 142V143H12L10 141L9 138H6L7 135ZM26 134V133H25ZM24 134V135H25ZM28 134V133H27ZM77 134V133H76ZM87 134V133H86ZM262 134V133H261ZM263 134H264V131H263ZM262 134V135H263ZM6 137H5V136ZM21 135V136H20ZM38 135V134H37ZM71 135V134H70ZM89 135V134H88ZM177 135V134H176ZM195 135V134H194ZM193 135V136H194ZM259 135V134H258ZM15 136V137H14ZM36 136V135H35ZM139 136V137H138ZM216 136V135H215ZM234 136V135H233ZM69 137V135H68ZM80 137V136H79ZM90 137V136H89ZM134 137H136V141L135 143L137 142V138L140 139V141H138V143L135 145H132V141L134 142ZM174 139H173V138ZM179 137V135L177 136ZM184 137V136H183ZM257 137V136H256ZM11 138V137H10ZM36 138V137H35ZM67 138V137H66ZM95 138V140H94ZM134 138V139H133ZM181 138V137H180ZM179 138V139H180ZM190 138V137H189ZM212 138V137H211ZM238 138V137H237ZM253 138V137H252ZM17 139V140H16ZM32 139V137H31ZM63 139V140H62ZM71 139V138H70ZM84 139V138H83ZM86 139V138H85ZM84 139V140H85ZM88 139V138H87ZM138 139V140H139ZM178 139V140H179ZM205 139V138H204ZM34 140V139H32ZM38 140V138H37ZM43 140V139H42ZM68 140V139H67ZM119 140V138H118ZM242 140V139H241ZM29 143H28V142ZM40 141V140H39ZM95 141V142H94ZM212 141V140H210ZM226 141V140H225ZM244 141V140H243ZM257 141V140H256ZM255 141V142H256ZM70 142V140H69ZM87 142V143H88ZM122 142V141H121ZM178 142V141H177ZM186 142V141H185ZM205 142V141H204ZM40 143V142H39ZM67 143V141H66ZM81 143V142H79ZM216 143V142H215ZM254 143V142H253ZM29 144V145H30ZM33 144V143H32ZM70 144V143H69ZM75 144V143H74ZM78 144V143H77ZM211 144V143H210ZM214 144V143H213ZM227 144V143H226ZM250 144V143H249ZM252 144V143H251ZM19 145V144H18ZM25 145V146H26ZM46 145V144H45ZM51 145V146H52ZM68 146V144H65ZM80 145V144H79ZM224 145V144H223ZM15 146V147H14ZM70 146V145H69ZM76 146V145H75ZM207 146V145H206ZM241 146V145H240ZM255 146V145H254ZM253 146V147H254ZM66 147V146H65ZM72 147V145H71ZM74 147V146H73ZM202 147H203V144H202ZM224 147V146H223ZM232 147V145H231ZM238 147V146H237ZM49 148V147H48ZM47 148V149H48ZM70 148V147H69ZM83 148V149H82ZM109 148V147H108ZM180 148V147H179ZM252 148V147H251ZM29 149V148H28ZM33 149V148H32ZM35 149V148H34ZM67 149V148H66ZM72 149V148H71ZM70 149V150H71ZM75 149V147L73 148ZM178 149V148H177ZM203 149V148H202ZM20 150V149H19ZM37 150V149H36ZM180 150V149H179ZM191 150V149H190ZM231 150H234V149H231ZM42 151V150H41ZM46 151V150H45ZM55 151V150H54ZM69 150H67V153L62 157V160L61 161H56L57 164L59 165H64L63 168H66L65 165H67V161L69 162H73L75 161V163H78L80 161V156L79 154L81 153H78L77 152V155H73L72 152H69ZM74 151V152H76ZM105 151V150H104ZM111 151V150H110ZM186 151V150H185ZM228 151V149H227ZM239 151V150H237ZM252 151V150H251ZM57 152V151H56ZM59 152V153H60ZM109 152V151H107ZM123 152L125 153V151L123 150ZM178 152V151H177ZM176 152V153H177ZM180 152V151H179ZM22 153V152H21ZM32 153V152H31ZM43 153V152H42ZM86 153H85V156H86ZM171 153V152H170ZM18 154V152H17ZM34 154V153H33ZM41 154V152H40ZM49 154V153H48ZM84 154V153H83ZM90 154V153H89ZM88 154V155H89ZM92 154V153H91ZM90 154V155H91ZM113 154V153H112ZM129 154V153H128ZM127 154V157L129 156ZM173 154V153H172ZM175 154V153H174ZM179 154H182V153H179ZM184 154V153H183ZM4 155V156H5ZM54 155V154H53ZM56 155V154H55ZM94 155V154H92ZM104 154H102V156H100V154L98 155H95V157H97L99 159V161H104ZM186 155V154H185ZM184 155V156H185ZM220 155V154H219ZM39 156V155H38ZM58 156V155H57ZM82 156V155H81ZM84 156V157H85ZM178 156V154H177ZM183 156V155H181ZM246 156V155H245ZM43 157V156H42ZM59 157V156H58ZM92 157V156H90ZM166 157H170L169 154H167ZM17 158V157H16ZM34 158V157H33ZM83 158V157H82ZM107 158V156H106ZM178 158V157H177ZM56 159V157L54 158ZM61 159V158H60ZM59 159V160H60ZM84 159V158H83ZM129 159V158H128ZM129 159V160H130ZM171 159H175L176 162H177V159L174 157V158H171ZM232 159V158H231ZM255 161H256V158H254ZM36 160V159H35ZM41 160V159H40ZM45 160V159H44ZM47 160V159H46ZM45 160V162H46ZM82 160V159H81ZM124 160H126L127 162H125ZM182 160V159H180ZM211 160V159H210ZM250 160V159H249ZM252 160V159H251ZM28 161V160H27ZM48 161V160H47ZM66 163H65V162ZM85 161V160H83ZM102 161V162H103ZM105 161H108L107 159H105ZM104 161V162H105ZM115 161V160H114ZM179 161V159H178ZM239 161H242V160H239ZM248 161V160H247ZM15 162V160H14ZM19 162V161H18ZM21 162H23L21 160ZM36 162V161H35ZM53 162V161H51ZM63 162L65 164H63ZM101 162V163H102ZM110 162V161H109ZM117 162H114L117 164ZM121 162V163H120ZM129 162V163H128ZM182 162V161H181ZM206 162V161H205ZM232 162V161H231ZM251 162V161H250ZM254 162V161H253ZM252 162V163H253ZM74 163V164H75ZM85 163V162H84ZM92 163V162H91ZM165 163V162H164ZM211 163V162H210ZM213 163V162H212ZM237 163V162H236ZM257 163V162H256ZM31 164V163H30ZM39 164V163H38ZM54 164V163H52ZM99 164V163H98ZM103 164V163H102ZM101 164V165H102ZM112 164H113V161H112ZM116 164H113L115 165V167H117ZM169 164V163H168ZM174 164H176L174 162ZM178 164V163H177ZM181 164V163H180ZM243 164V163H242ZM27 165V164H26ZM34 165V164H33ZM72 165V164H71ZM70 165V166H71ZM86 165V164H84ZM139 165V164H138ZM147 165V166H148ZM181 165H184L183 163ZM211 165V164H210ZM209 165V166H210ZM241 165V164H240ZM239 163H238V166H240ZM252 165V164H251ZM262 164H258V166L260 167ZM25 166V165H24ZM40 167L42 166H45L44 163H40L39 164ZM38 166V167H39ZM60 166V167H61ZM74 166V165H73ZM77 166V165H76ZM93 166V165H92ZM91 166V167H92ZM95 166V165H94ZM107 166V164H106ZM120 166V165H119ZM125 166V165H124ZM125 166V167H126ZM129 166V167H128ZM131 166V167H132ZM162 166V167H161ZM166 166V165H165ZM175 166V165H173ZM205 166V165H204ZM237 165H235V169L232 171L234 173L235 172V176L237 179L233 180H227L225 181L224 184H222L221 186V189L218 188L216 191H215V195L217 197H220L221 195H223V193H225V190H227V185H230V187L234 188V189H239V188H242V187H247L248 185H252V190H253V186L254 184L257 185L259 183L260 186H254V188L256 189L257 188V191H258V188H259V191L258 193L255 191L256 195L253 194L254 191H252V196H249V197H246V198H242L243 200L238 201H235L236 203H238V207H243L244 208V211H242V217L243 218H248L247 216L250 214H248V210L250 211V209L253 207V206H258L257 203H259V201L257 202V200L260 198V197H264V170L262 173L258 174L261 170L258 169L259 171H254L257 167V165L255 164V167L253 168L251 166V168H245V166H247V164L243 167H238ZM254 166V165H253ZM15 167V166H14ZM54 167H58L57 165L54 164ZM69 167V166H68ZM103 167H104V164H103ZM109 167V166H108ZM113 167V166H112ZM176 167V166H175ZM21 168V167H20ZM23 168V167H22ZM21 168V169H22ZM45 168V167H44ZM50 168V167H49ZM53 168V167H52ZM57 168V170H58ZM62 168V167H61ZM60 168V169H61ZM71 168V167H70ZM73 168V167H72ZM98 168V167H96ZM107 168V167H106ZM113 168V169H114ZM133 168V167H132ZM137 166L134 168L136 169ZM144 168V167H143ZM141 167V169H143ZM182 168V167H181ZM200 168V167H199ZM204 168V167H203ZM214 168V167H213ZM234 168V167H233ZM264 168V166H263ZM26 169V168H25ZM87 168H84L82 166V163L80 162V165H78L76 167V170L79 172H82L85 170V175H87ZM138 169H139V166H138ZM139 169V170H141ZM149 169V170H150ZM172 169V168H171ZM208 169V168H207ZM65 170V169H64ZM75 170V169H74ZM137 170V169H136ZM148 170L147 168L145 169V171ZM148 172H151L149 171ZM174 170V168H173ZM178 170V169H177ZM231 170V169H230ZM7 171V169H6ZM42 169L41 168H36L33 170V173H32V180L35 181H38L39 178H37L39 176V173H41ZM45 171V170H44ZM43 171V172H44ZM59 171V170H58ZM63 171V170H62ZM61 171V172H62ZM90 171V170H89ZM92 171V170H91ZM90 171V172H91ZM113 171V170H112ZM122 171V170H121ZM143 171V170H142ZM166 171V172H164ZM171 171V170H170ZM262 171V170H261ZM3 172V171H2ZM60 172V173H61ZM67 172V170H66ZM70 173V171H68ZM67 172V173H68ZM74 172V171H73ZM118 172V171H117ZM144 172V171H143ZM175 172V171H173ZM178 172V171H177ZM193 172V171H192ZM227 172V171H226ZM255 172V173H253ZM6 173V172H5ZM21 173V172H20ZM25 173V172H24ZM95 173V172H94ZM112 173V172H111ZM114 173V172H113ZM125 173V172H124ZM127 173V172H126ZM182 173V172H181ZM198 173V172H197ZM7 174V173H6ZM10 174V172H9ZM28 174V173H27ZM48 174V173H47ZM59 174V173H58ZM71 174V173H70ZM92 174V172H91ZM128 174V173H127ZM1 175V174H0ZM8 175V174H7ZM44 175V174H42ZM50 175V174H49ZM138 175V174H137ZM171 175V174H170ZM174 174H172L173 176ZM179 175V174H178ZM2 176V175H1ZM26 176V175H25ZM37 176V177H36ZM45 176V175H44ZM58 176V175H57ZM76 176V175H75ZM88 176V175H87ZM94 175H92L93 177ZM110 176V175H109ZM118 176V175H117ZM132 176V175H131ZM229 176V175H228ZM10 177V176H9ZM42 177V176H41ZM69 177V176H68ZM80 177V176H79ZM91 176L87 177V180H89ZM113 177V176H112ZM124 177L125 179L128 178V175L124 174ZM175 177V176H174ZM185 177V176H184ZM226 177V176H225ZM6 178V177H5ZM44 178V177H43ZM46 178V177H45ZM66 178V177H65ZM75 178V177H74ZM83 178V177H82ZM96 178V177H95ZM103 178V177H102ZM115 178V177H114ZM141 178V177H140ZM179 178V177H178ZM183 178V177H182ZM231 178V177H230ZM47 179V178H46ZM61 179V178H60ZM67 179V178H66ZM78 179V177L76 178ZM93 179V178H92ZM97 179V178H96ZM100 179V178H98ZM111 179V178H110ZM147 179V178H146ZM176 179V178H175ZM238 179H241V181H239ZM31 180V179H30ZM42 180V179H41ZM40 180V183L43 182V180L41 181ZM54 180V179H53ZM86 180V179H84ZM83 180V181H84ZM95 180V179H94ZM93 180V182H95ZM128 180V179H127ZM150 180V178H149ZM181 180V178H180ZM80 181V180H79ZM100 181V180H99ZM132 181V180H131ZM137 181V180H136ZM168 181V180H167ZM178 179L175 181V184L177 185V182ZM182 181V180H181ZM224 181V180H223ZM33 182V183H34ZM87 182V181H86ZM85 182V183H86ZM110 183H107V184H110L109 186L111 187V185H113L111 183V181H109ZM126 182V181H125ZM130 182V181H129ZM152 182V181H151ZM177 182V183H176ZM261 182V183H260ZM5 183V182H4ZM39 183V182H37ZM65 183V182H64ZM63 183V184H64ZM80 183V182H79ZM84 183V182H82ZM100 183V182H99ZM122 183V182H121ZM128 183V181L126 182ZM132 183V182H131ZM186 183V182H185ZM220 183H223V182H220ZM36 184V183H35ZM60 184V183H58ZM78 184V183H77ZM115 184V183H114ZM134 184V183H133ZM138 184V183H137ZM154 184V183H153ZM159 184V183H158ZM263 184V185H262ZM34 185V184H33ZM42 185V183H41ZM40 185V186H41ZM46 185V183H45ZM81 185V183H80ZM105 186V184H103ZM127 186H130L132 184H125ZM135 185V184H134ZM142 185V184H141ZM224 185V186H223ZM1 186V185H0ZM10 186V185H9ZM30 186V185H29ZM54 186V184H53ZM51 186V188L53 187ZM78 186V185H77ZM97 186V185H96ZM101 186V185H99ZM114 186V185H113ZM117 186V185H115ZM124 186V185H123ZM122 186V187H123ZM155 186H157L155 184ZM161 186V185H160ZM197 186V185H196ZM5 187V186H4ZM107 188V186H105ZM109 187V188H110ZM133 187V185L131 186ZM143 187V185H142ZM178 187L179 184H178ZM205 187V186H204ZM249 187V186H248ZM263 187V188H262ZM38 188V187H37ZM41 188V187H40ZM47 188V187H46ZM51 188H48V189H51ZM124 188H126L124 186ZM138 188V187H137ZM155 188V187H154ZM162 188V187H161ZM209 188V187H207ZM206 188V189H207ZM231 188V189H232ZM251 188V187H250ZM27 189V188H26ZM39 189V188H38ZM58 189V187H57ZM57 189H54L53 188V192H56L57 194ZM61 189V188H60ZM129 189V188H127ZM133 189V188H132ZM145 189V188H144ZM166 189V187H165ZM188 189V188H187ZM205 189V188H204ZM244 189V188H243ZM254 189V190H255ZM260 189H262L260 191ZM5 190V189H3ZM84 190V189H83ZM94 190V189H93ZM107 190V189H105ZM104 190V191H105ZM147 190V189H146ZM196 190V189H195ZM208 190V189H207ZM8 191V190H7ZM32 191V190H31ZM47 191V190H45ZM69 191V189H68ZM76 191V190H75ZM79 191V190H78ZM184 191V190H183ZM192 191V190H191ZM189 191V192H191ZM240 191V190H239ZM11 192V191H10ZM39 192V191H38ZM77 192V191H76ZM84 192V191H83ZM88 192V191H87ZM102 192V191H101ZM100 192V193H101ZM106 192V191H105ZM121 192V191H120ZM138 192V191H137ZM148 192V191H147ZM186 192V191H185ZM145 192H141L139 193V195H143ZM164 193V192H163ZM162 193V194H163ZM169 193V192H168ZM175 193V192H174ZM182 193V191H181ZM236 193V192H235ZM16 194V193H15ZM19 194V193H18ZM84 194V193H83ZM86 194V192H85ZM84 194V195H85ZM91 194H93V191L91 192ZM98 194L97 191H95L94 195L95 196H98L96 195ZM180 194V193H178ZM210 194V193H209ZM11 195V194H10ZM37 195V194H36ZM58 195V194H57ZM71 195V194H70ZM90 195V194H89ZM105 195V194H104ZM124 195V194H123ZM151 195V194H150ZM149 195V196H150ZM191 195V194H190ZM250 195V194H248ZM48 196V195H47ZM113 196V195H112ZM119 196V195H118ZM127 196V195H126ZM136 196V195H135ZM157 196V195H156ZM247 196V195H246ZM21 197V196H20ZM50 197V196H49ZM57 197V196H56ZM87 197V196H86ZM85 197V198H86ZM122 197V196H121ZM145 196H143L144 198ZM183 197V196H182ZM96 197H94L95 199ZM98 198V197H97ZM101 198V197H100ZM28 199V198H27ZM52 199V198H51ZM103 199H104V196H103ZM123 199V198H122ZM30 200V199H29ZM67 200V199H66ZM97 200V199H96ZM107 200V199H106ZM115 200V199H114ZM142 200V199H141ZM140 200V201H141ZM211 200V199H210ZM232 200V199H231ZM234 200V199H233ZM46 201V200H45ZM86 201V200H85ZM93 201V200H92ZM98 201V200H97ZM100 201V200H99ZM103 201V200H102ZM101 201V202H102ZM113 201V200H112ZM152 201V200H151ZM181 201V200H180ZM100 202V204H102ZM134 202V201H133ZM145 202V201H144ZM229 202V200H228ZM2 203V202H1ZM47 203V202H46ZM96 203V202H95ZM94 203V204H95ZM105 203V202H104ZM103 203V204H104ZM117 203V202H116ZM154 203V202H153ZM102 204V205H103ZM109 204V203H108ZM118 204V203H117ZM120 204V203H119ZM128 204V203H127ZM131 204V203H129ZM222 204H223V201H222ZM257 204V205H256ZM263 206H264V203H262ZM2 205H7V204H3ZM30 205V204H29ZM110 205V204H109ZM115 205V204H114ZM126 205V204H125ZM192 205V204H191ZM89 206V205H88ZM104 206V205H103ZM103 206H102V209H103ZM106 206V205H105ZM104 206V207H105ZM124 206V205H123ZM195 206V205H194ZM237 206V204H236ZM3 207V206H2ZM82 207V206H81ZM80 207V208H81ZM87 207V206H86ZM93 207V205H92ZM99 207V206H98ZM154 207V206H153ZM196 207V206H195ZM5 208V206H4ZM7 208V207H6ZM68 208V207H67ZM91 208V207H89ZM242 208V209H243ZM260 208V207H258ZM257 208V210H259ZM2 209V208H1ZM83 209V208H82ZM95 209V208H94ZM106 209H109L106 207ZM113 209V208H112ZM123 209V208H122ZM139 209V208H138ZM189 209V208H188ZM220 209V208H218ZM238 209V208H237ZM240 209V208H239ZM238 209V210H239ZM241 209V210H242ZM263 209V208H262ZM67 210V209H66ZM99 210V209H98ZM127 210V209H126ZM256 210V209H255ZM261 210V209H260ZM5 211V210H4ZM92 211V210H91ZM158 211V210H157ZM206 211V210H205ZM225 211V209H224ZM240 211V210H239ZM1 212V211H0ZM3 212V210H2ZM1 212V213H2ZM6 212V211H5ZM13 212V210H12ZM89 212V211H88ZM107 212V211H106ZM105 212V213H106ZM257 212H260V213H263L261 211H257ZM7 213V212H6ZM79 213V212H78ZM90 213V212H89ZM135 213V212H134ZM147 213V212H146ZM237 213V212H236ZM88 214V213H87ZM86 214V215H87ZM139 214V213H138ZM252 214H254L255 216V212L254 213H251V218L250 219H246V221H242L243 223L242 224H238V227L241 226V228H238L236 227L235 228V225L233 224L232 227H234V230L232 231V229H228L229 230V239H224L225 237V233L227 232V230L225 231H222V232H217V230L215 229L214 232H210L211 229L213 228V225L215 224H205V225H202V228H205L207 229V231H202L201 233V236L203 234V236H207L204 237V239L201 241L204 245H206L205 247L202 248L204 252H201V253H194V251H192L190 249V246L187 247V245H182V247H177L179 246V244L181 245V243L185 244V243H189V244H198V241L199 240V234H192L193 232L189 231V235H187V237H183L180 241H179V244H177L174 249H171V250H174L172 251V253H170L171 255L168 256L166 255L165 257L163 256H158L156 257L155 259L153 258L151 260L152 261H156V264H240V263H237V262H234L233 260H230L231 262H226L224 263L222 261V259H228V258H222V259H219L220 256H217L218 252H220V249L221 248H224V249H221V250H226L225 248L228 247L227 244H231V242L235 239H240V237H246V238H251V240L253 239L255 241V246H257L260 250L264 251V216L263 218L260 216V217H254L252 216ZM257 214V213H256ZM1 215V214H0ZM103 215V214H102ZM118 215V214H117ZM130 215V214H129ZM140 215V214H139ZM91 216V215H90ZM97 216V215H96ZM108 216V215H107ZM127 215H125L126 217ZM141 216V215H140ZM129 217V216H128ZM107 218V217H106ZM231 218V216H230ZM241 218V217H240ZM101 219V218H100ZM105 219V218H104ZM108 219V218H107ZM114 219H115V216H114ZM142 219V218H141ZM222 219V218H221ZM103 220V219H102ZM106 220V219H105ZM105 220H103L105 222ZM128 220V219H127ZM61 221V220H60ZM86 221V220H85ZM89 221V220H88ZM101 221V220H99ZM129 221V220H128ZM219 221V220H218ZM107 222L112 223L110 221L107 220ZM88 223V222H87ZM129 223V222H128ZM241 223V222H240ZM98 224V223H96ZM102 224V223H101ZM108 224V223H107ZM108 224V225H109ZM217 224V223H216ZM227 223H224L222 224V227H225ZM229 224V223H228ZM87 225V224H86ZM94 225V224H93ZM104 225V224H103ZM219 225V224H218ZM232 225V224H230ZM228 225L227 227H230L231 226ZM106 226V225H105ZM111 226V225H110ZM216 226V225H215ZM103 227V226H102ZM122 227V226H121ZM217 227V226H216ZM107 228V227H106ZM109 228V227H108ZM114 228V227H113ZM116 228V227H115ZM103 229V228H102ZM128 229V228H127ZM214 229V228H213ZM221 229V228H220ZM100 230V229H99ZM122 230V229H121ZM124 230V229H123ZM130 230V228H129ZM128 230V231H129ZM134 230V229H133ZM199 230V229H198ZM202 230V229H201ZM222 230V229H221ZM224 230V229H223ZM79 231V230H78ZM112 231V230H111ZM116 231V230H115ZM135 231V230H134ZM194 231V230H193ZM196 231V230H195ZM194 231V232H195ZM213 231V230H212ZM66 232V231H65ZM74 232V231H73ZM87 232V231H86ZM85 232V233H86ZM97 232V231H96ZM101 232V231H99ZM111 233V232H110ZM127 233V232H126ZM129 233V232H128ZM198 233V231H197ZM63 234V233H62ZM73 234V233H72ZM94 234V233H93ZM136 234V233H135ZM183 234V233H182ZM228 234V233H226ZM109 235V234H108ZM134 235V234H133ZM210 235V236H209ZM61 236V235H60ZM64 236V235H62ZM93 236V235H92ZM99 236V235H98ZM114 236V235H113ZM154 237H156L155 235H153ZM179 236V235H178ZM209 236V237H208ZM227 238H228V235H226ZM108 237V236H107ZM152 237V236H150ZM180 237V236H179ZM60 238V237H59ZM62 238V237H61ZM76 238V237H75ZM111 238V237H110ZM120 238V237H119ZM153 238V237H152ZM151 238V239H152ZM209 238V239H208ZM245 238V239H246ZM93 239V238H92ZM208 239L207 243H206V240ZM119 240V239H118ZM154 240V239H153ZM250 240V241H251ZM71 241V240H70ZM104 241V240H103ZM249 241V240H248ZM246 241V242H248ZM254 241H251V242H254ZM200 242V243H201ZM225 242V244H224ZM120 244V243H119ZM145 244V243H144ZM165 244V243H164ZM127 245V244H126ZM147 245V244H145ZM144 245V246H145ZM168 245V244H167ZM227 245V246H226ZM236 245V244H235ZM250 245V244H249ZM125 246V245H124ZM123 246V247H124ZM148 246V245H147ZM151 246V245H150ZM150 246H148V248H150ZM156 245L151 246L153 248H155ZM166 246V245H165ZM173 246V245H172ZM171 246V247H172ZM201 246V245H200ZM146 247V246H145ZM157 247V246H156ZM192 247V245H191ZM230 247V246H229ZM127 248V247H126ZM151 248V249H153ZM160 248V247H159ZM158 248V250H159ZM194 248V247H193ZM140 247L137 249L138 251ZM168 249V248H167ZM245 249V248H244ZM78 250V249H77ZM144 251V249H142ZM150 250V249H148ZM157 249H155L154 251H156ZM157 250V251H158ZM170 250V251H171ZM137 251V252H138ZM147 251V249L145 250ZM144 251V252H145ZM198 251V250H196ZM201 251V250H200ZM125 252V251H124ZM149 252V251H148ZM169 252V251H168ZM227 252V250H226ZM248 252V250H247ZM257 252V251H256ZM133 253V252H132ZM131 253V254H132ZM150 253V252H149ZM148 253V254H149ZM153 253H157V252H153L152 251V254ZM262 253V252H261ZM89 254V253H88ZM130 254V255H131ZM202 254V255H200ZM217 254V255H216ZM250 254V253H249ZM137 257H138V261H141L142 263L145 261L143 260V258L145 259L148 255L146 253V257H144V253L142 251L138 252L137 254ZM160 255V253H159ZM220 255V254H219ZM207 257V258H204ZM133 257V256H132ZM149 257V256H148ZM253 257V256H252ZM68 258V257H67ZM221 258V257H220ZM140 259V260H139ZM3 260V257L0 258V261ZM51 260H48L45 262V264H53L51 262H49ZM64 261V260H63ZM68 261V260H67ZM71 261V260H70ZM91 261V260H90ZM146 261H147V258H146ZM66 262V261H65ZM150 262V263H151ZM255 262V261H253ZM55 263V262H54ZM64 263V262H63ZM69 263V262H67ZM112 263V262H111ZM122 263V262H121ZM133 263V262H132ZM149 263V264H150ZM5 264V263H3ZM65 264V263H64ZM153 264V263H151Z\"/></svg>", "mask_w": 264, "mask_h": 264}]
</instances>
